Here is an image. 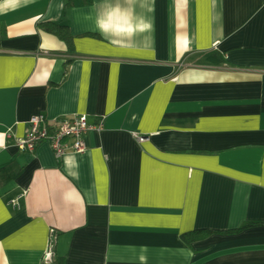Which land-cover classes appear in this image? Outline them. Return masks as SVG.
Masks as SVG:
<instances>
[{
    "label": "crops",
    "instance_id": "crops-1",
    "mask_svg": "<svg viewBox=\"0 0 264 264\" xmlns=\"http://www.w3.org/2000/svg\"><path fill=\"white\" fill-rule=\"evenodd\" d=\"M35 113L105 125L57 160ZM8 166L0 264H264V0H0Z\"/></svg>",
    "mask_w": 264,
    "mask_h": 264
},
{
    "label": "built area",
    "instance_id": "built-area-1",
    "mask_svg": "<svg viewBox=\"0 0 264 264\" xmlns=\"http://www.w3.org/2000/svg\"><path fill=\"white\" fill-rule=\"evenodd\" d=\"M30 125L29 131L23 139L16 140L20 151L33 152L37 145L45 140L50 142L57 160H62L68 152L81 153L88 148V137L91 132H101L104 129V118L97 117V122L90 123L83 115H74L59 121L55 127L47 124L41 113H35L27 121ZM139 142H144L145 137L136 134ZM14 207L20 205L13 203ZM53 242L45 254V261L50 262L54 258Z\"/></svg>",
    "mask_w": 264,
    "mask_h": 264
},
{
    "label": "trees",
    "instance_id": "trees-1",
    "mask_svg": "<svg viewBox=\"0 0 264 264\" xmlns=\"http://www.w3.org/2000/svg\"><path fill=\"white\" fill-rule=\"evenodd\" d=\"M39 27H42L46 31L52 33L53 35L57 36L61 40L65 41L69 45L70 50L71 51L74 50V45H73L74 35L72 34V32L70 30L69 24L64 23V22H48V23H40ZM214 54L219 56L218 59H219L220 63H226V60H225L223 55H220L218 53H214ZM8 170H9V166L1 168L0 169V176H4V174H7V176H9ZM6 183L2 184L0 182V187H3V185L6 186ZM247 226H248V224L243 226L241 229H243ZM54 234L55 235L58 234V232L55 229H53V235ZM200 234H201V232L194 231V232L188 233L187 238H188V236H190V237L192 236L191 238L194 239V238H197ZM54 246L56 247V241L54 242ZM54 253H55V258L47 264H62L63 258L60 259V257L57 256L56 248L54 250Z\"/></svg>",
    "mask_w": 264,
    "mask_h": 264
}]
</instances>
